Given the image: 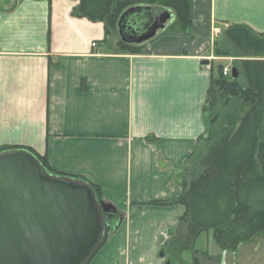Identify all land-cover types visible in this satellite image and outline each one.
<instances>
[{"label":"crops","instance_id":"obj_1","mask_svg":"<svg viewBox=\"0 0 264 264\" xmlns=\"http://www.w3.org/2000/svg\"><path fill=\"white\" fill-rule=\"evenodd\" d=\"M79 1L0 0V146L32 147L100 185L109 237L90 264H168L185 206L144 202L180 195L207 132L212 63L232 66L208 58L231 24L264 32V0H193L191 34L158 32L140 54L110 51L105 23L77 15ZM258 239L245 245L262 254Z\"/></svg>","mask_w":264,"mask_h":264},{"label":"trees","instance_id":"obj_2","mask_svg":"<svg viewBox=\"0 0 264 264\" xmlns=\"http://www.w3.org/2000/svg\"><path fill=\"white\" fill-rule=\"evenodd\" d=\"M132 6L159 7L173 12V19L158 31L161 36L191 34L193 0H80L75 13L105 23L102 43L110 51L145 53L157 35L136 44L123 40L120 34L121 16ZM215 54L245 59L232 60L237 77L232 72L224 75L225 64L212 63L207 132L184 161L180 195L170 200L144 202L185 206L177 228L170 232L163 246L168 264H199L201 252L196 244L203 232H213L222 251H232L242 242L264 234V32L248 25L231 24L217 42ZM16 149L33 153L51 174L89 183L97 201L103 202L99 184L82 175L56 170L47 155L32 147L4 145L0 146V153ZM108 237L106 228L101 245L87 264L104 247ZM187 251L193 255L190 263L184 259ZM202 256L207 258L206 253Z\"/></svg>","mask_w":264,"mask_h":264},{"label":"water","instance_id":"obj_3","mask_svg":"<svg viewBox=\"0 0 264 264\" xmlns=\"http://www.w3.org/2000/svg\"><path fill=\"white\" fill-rule=\"evenodd\" d=\"M172 16L132 6L119 21L121 37L148 42ZM102 210L89 183L49 173L25 149L0 153V264H87L109 229Z\"/></svg>","mask_w":264,"mask_h":264},{"label":"rangeland","instance_id":"obj_4","mask_svg":"<svg viewBox=\"0 0 264 264\" xmlns=\"http://www.w3.org/2000/svg\"><path fill=\"white\" fill-rule=\"evenodd\" d=\"M233 58V59H238V60H243L245 58L243 57H234V56H217L216 54L213 56H210L208 59L215 60L217 58ZM226 65H229V63H225ZM108 214V211L106 212ZM210 236L209 241L207 240V236ZM203 239L196 244L197 248L206 249L208 252L207 255H212V256H219L217 259L214 258L213 260H210L206 257H203L201 255L200 257V262L202 264H264V234L256 235L252 239L242 242L239 247L233 251H222L219 245L215 242L214 237H213V232H204ZM261 236V237H260ZM256 238H260V242L262 243V254L257 253L249 247L251 245H245V244H254V240ZM223 254V255H222ZM191 259V258H190ZM200 263V264H201Z\"/></svg>","mask_w":264,"mask_h":264},{"label":"built area","instance_id":"obj_5","mask_svg":"<svg viewBox=\"0 0 264 264\" xmlns=\"http://www.w3.org/2000/svg\"><path fill=\"white\" fill-rule=\"evenodd\" d=\"M93 46H96V43H93ZM226 58V57H223ZM227 60H233V58H226ZM232 69L230 67H225L224 68V75H229L231 74Z\"/></svg>","mask_w":264,"mask_h":264},{"label":"flooded vegetation","instance_id":"obj_6","mask_svg":"<svg viewBox=\"0 0 264 264\" xmlns=\"http://www.w3.org/2000/svg\"><path fill=\"white\" fill-rule=\"evenodd\" d=\"M104 214H105V217L103 216V213H102V217H103V220H104L105 225H107V224H109L108 214L106 212H104Z\"/></svg>","mask_w":264,"mask_h":264}]
</instances>
